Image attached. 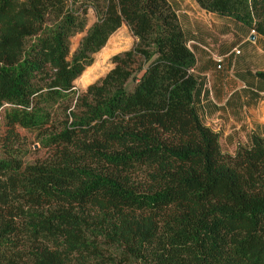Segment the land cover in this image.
<instances>
[{"label": "trees", "instance_id": "trees-1", "mask_svg": "<svg viewBox=\"0 0 264 264\" xmlns=\"http://www.w3.org/2000/svg\"><path fill=\"white\" fill-rule=\"evenodd\" d=\"M195 2L264 39V0ZM196 63L169 0H0V264H264V134L223 150Z\"/></svg>", "mask_w": 264, "mask_h": 264}, {"label": "crops", "instance_id": "crops-1", "mask_svg": "<svg viewBox=\"0 0 264 264\" xmlns=\"http://www.w3.org/2000/svg\"><path fill=\"white\" fill-rule=\"evenodd\" d=\"M169 2L178 14L181 26L189 41V47L196 57L197 63L194 75L201 83L196 98L199 110L206 113L210 112L209 115H213L218 108L225 111L228 106V110L234 111L233 113L238 111L241 116H244L247 114L244 110L247 109L246 103L251 102L254 109L248 110L249 116L247 115L246 119L244 117L242 123H245V120L250 123L249 117H251L254 122H257L251 137L254 134L263 135L264 83L259 82L255 74L258 71H264V69L259 70L246 66L249 63L248 60L254 58L255 55L263 57L264 51H243V56L238 58L234 54V50L248 44L261 45L264 49V39L253 34L252 31L241 26V24L234 25L230 21L207 13L199 8L195 0H169ZM252 37H254V40H252ZM211 43L214 45H211ZM209 47H217L214 52L217 54L218 59L212 58L208 54L206 49ZM219 65L222 66V70H218ZM231 69L235 70L237 76L235 81L225 76L224 71H230ZM210 76L213 77V82L209 81L208 77ZM242 83L247 85L246 91L241 89L240 85ZM212 84L214 85L215 95H213L211 89ZM255 107H261L262 117L258 116ZM200 114L202 116L203 113ZM219 115L218 112L216 116L212 117L217 118ZM249 143H240L239 145H249Z\"/></svg>", "mask_w": 264, "mask_h": 264}, {"label": "rangeland", "instance_id": "rangeland-1", "mask_svg": "<svg viewBox=\"0 0 264 264\" xmlns=\"http://www.w3.org/2000/svg\"><path fill=\"white\" fill-rule=\"evenodd\" d=\"M95 21V17L93 14H90V25L93 24ZM85 34H81L77 36L75 39L72 40V53L77 49L81 39L84 37ZM137 42V39L132 35L129 28L127 26H123L121 30H119L109 41L107 47L99 54L95 56V62L94 64L88 68L84 74L81 76V78L76 82V89L80 93H84L87 88L101 79H103L113 68L114 65L112 64V58L120 53L126 52L128 50H131ZM211 45H214L211 43ZM192 46V45H191ZM208 54L212 58L218 59L217 54L214 52L217 50V47H209L207 48ZM241 52V55L237 56L242 57L243 51H264L263 47L261 45H253L248 44L246 46H241L237 48ZM248 63L246 67H253L255 69H264V56L258 57L255 55L254 58H250L248 60ZM241 64L244 65L242 61H240ZM222 70V69H221ZM231 72V73H230ZM89 73V78H86V74ZM226 78L232 79L235 81V78H237L235 74V70L231 69L230 71H224ZM209 81L213 82V77H208ZM225 80V79H224ZM211 84V83H210ZM241 89L243 91H246L247 85L241 84ZM213 95H215L214 91V85L211 86ZM214 97V96H213ZM218 108V107H217ZM246 108L244 109L247 114L244 116H241L240 112H235L228 110L229 107L227 106L225 111H222V109L218 108L216 113H213V115H209L210 112H203L200 110V113L202 114L203 121L206 125H209L214 131L220 134L221 136V146L224 151L234 153L236 150V147L240 143L248 144L250 142L251 134L254 133V129L256 127V121L250 118V123L245 120V123L243 122V118H247L246 116L248 114V110H252L253 105L251 102L246 103ZM258 111V116L262 117L263 112L261 107H255ZM235 111L237 109H234ZM222 111V112H220ZM220 113V115L217 118H213L212 116H216ZM205 113V114H204ZM233 113V114H232ZM219 119V121H217ZM247 122V123H246ZM230 125V127H229ZM233 125V126H231ZM229 127V128H228ZM4 132V127H0V133ZM21 135L25 136L28 140L29 147L32 150L31 157L29 158L30 161H37L42 160L47 157L48 152L43 151L40 149V146L36 143L35 136L32 133H29L27 131H20Z\"/></svg>", "mask_w": 264, "mask_h": 264}, {"label": "built area", "instance_id": "built-area-1", "mask_svg": "<svg viewBox=\"0 0 264 264\" xmlns=\"http://www.w3.org/2000/svg\"><path fill=\"white\" fill-rule=\"evenodd\" d=\"M253 34H255V32H253ZM206 50H207V49H206ZM207 51H208V50H207ZM208 52H210V51H208ZM234 54H235L236 56H239V55H241V52H240L239 50L235 49V50H234ZM221 69H222V66L219 65V66H218V70H221ZM190 73L194 75V74H195V70H191Z\"/></svg>", "mask_w": 264, "mask_h": 264}, {"label": "water", "instance_id": "water-1", "mask_svg": "<svg viewBox=\"0 0 264 264\" xmlns=\"http://www.w3.org/2000/svg\"><path fill=\"white\" fill-rule=\"evenodd\" d=\"M252 40H254V37H252Z\"/></svg>", "mask_w": 264, "mask_h": 264}]
</instances>
